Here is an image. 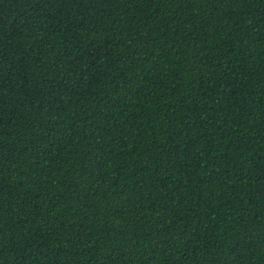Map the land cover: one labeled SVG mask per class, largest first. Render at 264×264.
Wrapping results in <instances>:
<instances>
[{
	"label": "trees",
	"instance_id": "obj_1",
	"mask_svg": "<svg viewBox=\"0 0 264 264\" xmlns=\"http://www.w3.org/2000/svg\"><path fill=\"white\" fill-rule=\"evenodd\" d=\"M0 264H264V0H0Z\"/></svg>",
	"mask_w": 264,
	"mask_h": 264
}]
</instances>
